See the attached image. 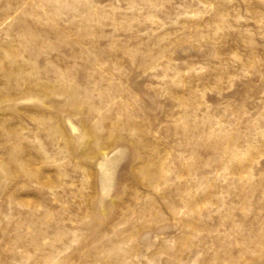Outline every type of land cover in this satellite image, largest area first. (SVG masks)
Instances as JSON below:
<instances>
[{
  "label": "rangeland",
  "instance_id": "obj_1",
  "mask_svg": "<svg viewBox=\"0 0 264 264\" xmlns=\"http://www.w3.org/2000/svg\"><path fill=\"white\" fill-rule=\"evenodd\" d=\"M0 264H264V0H0Z\"/></svg>",
  "mask_w": 264,
  "mask_h": 264
}]
</instances>
